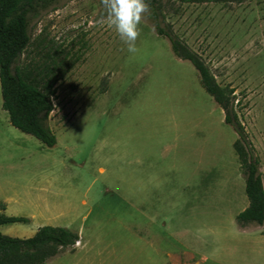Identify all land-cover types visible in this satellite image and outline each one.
<instances>
[{"label":"rangeland","instance_id":"374dc122","mask_svg":"<svg viewBox=\"0 0 264 264\" xmlns=\"http://www.w3.org/2000/svg\"><path fill=\"white\" fill-rule=\"evenodd\" d=\"M151 2L161 26L234 89L264 178V0H148L134 53L101 0H21L30 43L14 66L56 76L57 143L10 122L0 82V202L31 218L0 230L78 232L50 264H225L226 228L249 204L238 135L195 66L156 32Z\"/></svg>","mask_w":264,"mask_h":264},{"label":"trees","instance_id":"16d2710c","mask_svg":"<svg viewBox=\"0 0 264 264\" xmlns=\"http://www.w3.org/2000/svg\"><path fill=\"white\" fill-rule=\"evenodd\" d=\"M21 0H0V82L3 108L10 122L48 146L57 143V136L49 124L54 109L53 93L56 76L46 71L43 75L29 68L14 66L30 43L28 21L24 12L16 13ZM152 16L159 35L165 36L178 57L189 60L200 74L202 86L225 112V121L238 137L234 148L245 174L248 206L236 215L237 222L264 224V180L261 158L249 138L244 124L233 107L234 89L219 84L201 58L187 48L172 30L161 26L154 3ZM6 204L0 202V226L9 223H29L27 216L8 215ZM80 239L78 232L65 227L44 225L30 237L12 236L0 230V264H46L63 249L73 247Z\"/></svg>","mask_w":264,"mask_h":264},{"label":"crops","instance_id":"0c3cea01","mask_svg":"<svg viewBox=\"0 0 264 264\" xmlns=\"http://www.w3.org/2000/svg\"><path fill=\"white\" fill-rule=\"evenodd\" d=\"M226 230L227 238L230 239L224 243L221 252L225 264H264V224L242 226L234 223ZM61 252L50 258L46 264L60 257Z\"/></svg>","mask_w":264,"mask_h":264},{"label":"clouds","instance_id":"9594fccd","mask_svg":"<svg viewBox=\"0 0 264 264\" xmlns=\"http://www.w3.org/2000/svg\"><path fill=\"white\" fill-rule=\"evenodd\" d=\"M102 13L108 25L114 29L129 53L137 50L138 25L148 14V0H101Z\"/></svg>","mask_w":264,"mask_h":264}]
</instances>
